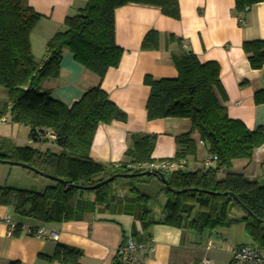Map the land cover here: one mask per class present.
I'll return each mask as SVG.
<instances>
[{
	"label": "trees",
	"instance_id": "1",
	"mask_svg": "<svg viewBox=\"0 0 264 264\" xmlns=\"http://www.w3.org/2000/svg\"><path fill=\"white\" fill-rule=\"evenodd\" d=\"M233 1L234 12L239 14L257 3H264V0ZM128 4L159 8L163 16L173 20L180 17L178 0H86L75 16L64 19L63 29L47 41L44 57L36 61L30 48V34L42 16L33 11L27 0H0V87L7 91V103L0 117L8 110L12 122L29 128L30 140H47L50 133L59 149L58 153H53L29 147L15 148L0 139V162H20L40 173L71 181L74 186H91L114 174L136 175L142 171L127 167L155 162L151 158L156 142L153 134L128 135L124 161L118 163L117 168L89 158L97 127L126 121L125 113L109 101L100 86L86 91L70 107L53 100L41 89L44 81L58 76L66 51L77 64L99 79L108 69L117 67L123 50L115 43L114 12ZM169 45L176 47L170 55L177 76L172 79L144 77L143 82L149 88L145 104L147 120L188 119L191 131L175 138L176 151L168 160L195 159L198 144L202 143L214 167L211 163L204 170L184 169L166 176L156 173L163 174L167 183L159 191L163 201L157 220L153 219L150 207L152 198L133 185L140 183L143 177L125 179L127 185L122 196L125 209L135 215L145 237H149L148 230L158 224L198 235L242 224L251 241L264 247V180L250 181L241 174L228 173L223 178L218 175L221 170H230L233 161L251 160L254 150L264 144V129L258 127L250 131L240 121L227 117V98L215 62L199 63L193 53L182 49L181 39L173 34L165 36L164 48L168 49ZM140 49L157 51L159 33L147 32ZM241 50L252 70L263 67L264 41L243 42ZM254 101L264 103V92H256ZM148 178L159 180L158 176ZM121 179L88 192L52 181L40 192L0 186V206L40 225L77 221L80 219L78 206L85 194L91 196L90 208L120 207ZM225 193H232L238 203ZM18 236L19 225L11 237ZM81 256V250L57 244L52 259L77 264ZM113 264L118 263L114 260Z\"/></svg>",
	"mask_w": 264,
	"mask_h": 264
},
{
	"label": "crops",
	"instance_id": "2",
	"mask_svg": "<svg viewBox=\"0 0 264 264\" xmlns=\"http://www.w3.org/2000/svg\"><path fill=\"white\" fill-rule=\"evenodd\" d=\"M27 2L34 12L42 16L30 34L31 52L39 61L44 57L47 41L63 29L66 17L75 16L85 6L86 0ZM178 8L179 20L167 18L159 8L151 6L128 4L116 9L115 43L123 50L118 66L108 69L99 79L77 64L66 51L62 55L58 76L42 83V91L67 107L77 102L86 91L100 86L109 101L125 113V122L97 127L89 150V158L93 161L106 165L124 161L127 136L130 134L156 135L151 158L155 161L172 159L176 151L175 138L191 131L188 119L148 121L146 117L149 88L143 82L144 77L172 79L177 76L170 55L176 47L169 45L168 49L164 48L168 34L180 38L182 49L193 53L199 63L215 62L218 65L229 119L240 121L250 131L258 127L264 129V103L256 104L254 101L256 92H264V65L260 70H252L241 50L243 42L264 41V3H257L240 14L234 12L233 0H178ZM149 31L159 33L157 51L140 49L142 39ZM6 103L7 91L0 87V112ZM4 116L7 122L0 124V139H4L10 147L59 152L48 138L37 142L30 140L29 128L12 122L8 110ZM192 137L196 139L194 134ZM208 158L206 146L199 143L192 167H189L188 158L184 162L185 170H204L203 162ZM199 162L201 167H197ZM0 164L4 165L0 166V186L19 189L24 180L30 181L32 190L51 185L31 177L28 170ZM211 167H214L213 163ZM228 173L241 174L250 181L264 180V144L254 150L251 160L233 161L230 170H221L218 175L223 178ZM156 180L162 188L163 183ZM124 185H127L126 181ZM120 191V207L112 205L109 209L100 206L90 208L91 196L85 194L78 206L80 219L61 224L40 225L0 206V264H63L52 259L57 244L81 250L82 256L77 264H113L127 236L137 240L145 237L135 215L125 209L122 200L125 192ZM6 219L22 228L20 236H8ZM39 226L54 231L57 240H41L24 234V228ZM234 227L219 229L212 238V234L207 232L198 235L171 226L154 225L148 230L153 245L144 264H204L203 261L207 264H229L230 251L234 247L254 243L246 233V237L243 236L239 242L231 240L232 234L228 232ZM223 255L228 256L226 262Z\"/></svg>",
	"mask_w": 264,
	"mask_h": 264
},
{
	"label": "built area",
	"instance_id": "3",
	"mask_svg": "<svg viewBox=\"0 0 264 264\" xmlns=\"http://www.w3.org/2000/svg\"><path fill=\"white\" fill-rule=\"evenodd\" d=\"M7 122L5 116L0 117V124ZM47 138L50 140L54 139V136L50 133H47ZM212 163V159L208 158L203 162L204 167H209ZM119 165L116 164L117 168ZM128 169H134L138 171H149L152 173H172L174 171L184 170V162H174L170 160H159L150 164H145L141 166H128ZM7 222V234L12 236L17 225ZM20 232L22 228L20 227ZM140 233H142L140 231ZM24 234L28 237H33L41 240H57V234L45 228L44 226L39 227H27L24 228ZM152 239L151 237H144L141 240H137L132 236H127L124 239L123 245L117 251V261L118 264H144L147 254L150 253L152 249ZM230 262L231 264H264V247L256 243L239 245L234 247L230 251ZM204 264H207V261H203Z\"/></svg>",
	"mask_w": 264,
	"mask_h": 264
},
{
	"label": "rangeland",
	"instance_id": "4",
	"mask_svg": "<svg viewBox=\"0 0 264 264\" xmlns=\"http://www.w3.org/2000/svg\"><path fill=\"white\" fill-rule=\"evenodd\" d=\"M192 162H193V159L189 158V167L190 168L192 167V164H193ZM198 165H197V167H201V162H199ZM0 166H4V165L0 164ZM18 169H21V168H18ZM166 174L167 173H165L164 175L166 176ZM30 175H31V177H36V179H38V180L40 179V181H44L45 183H52V182H50V180L49 181L45 180V178H42V177L34 174L33 172H30ZM125 181H126L125 179L120 180V182H119L120 184L118 186V195H120L119 194L121 192L120 190H124V192H125V189H126V186L124 185ZM22 184L23 185H20L22 187H19V189H23V190L30 189V185H31L30 181L24 180V182ZM133 185L138 189V191L140 193L152 198L151 203H150L152 214H153V217L158 218L159 213H160V207L162 205L161 203L163 201L162 198L159 196V191L161 188L160 182H158L155 178L149 179L148 177H143V180H141L140 183H133ZM36 186H38V185H36ZM43 188L44 187L38 186V187H36L35 191L40 192L43 190ZM242 227H243L242 225L235 226L231 232H228V233L232 234L231 240L235 241V243L239 242L243 236L246 237L245 232L242 230ZM228 242H229V240H228ZM226 243H227V241H226ZM223 258H225V262H226V260L228 259V256L223 255Z\"/></svg>",
	"mask_w": 264,
	"mask_h": 264
},
{
	"label": "water",
	"instance_id": "5",
	"mask_svg": "<svg viewBox=\"0 0 264 264\" xmlns=\"http://www.w3.org/2000/svg\"><path fill=\"white\" fill-rule=\"evenodd\" d=\"M0 163L23 168L25 170L33 172L34 174H36V175H38V176H40L42 178L48 179V180H50L52 182H58L61 185H63L64 187H67V186L71 187V188L75 187V188L81 189L84 192L96 190V189L100 188L101 186H103V185H105V184H107L109 182H112L116 178L132 179L134 177H150V176L155 177V176H158L159 180L163 183V185L167 186V183H166V180H165L163 174H156V173H152V172H149V171H143V172H140V173H138L136 175L135 174H114L111 177H109L107 179H104V180H102V181H100L98 183H95L94 185H91V186H74V185H72L71 181H65V180L57 179V178H55L53 176L40 173V172L36 171L35 169L29 167L28 165L20 163V162L2 161ZM190 191H196V190L195 189H190ZM224 195L230 196L234 201H236L238 203L237 198L232 193H225ZM241 207H242V209H244L249 214V211L246 209L245 206L241 205ZM212 238H215V234L214 233H212Z\"/></svg>",
	"mask_w": 264,
	"mask_h": 264
},
{
	"label": "bare ground",
	"instance_id": "6",
	"mask_svg": "<svg viewBox=\"0 0 264 264\" xmlns=\"http://www.w3.org/2000/svg\"><path fill=\"white\" fill-rule=\"evenodd\" d=\"M164 160V159H163ZM120 164V163H119Z\"/></svg>",
	"mask_w": 264,
	"mask_h": 264
}]
</instances>
